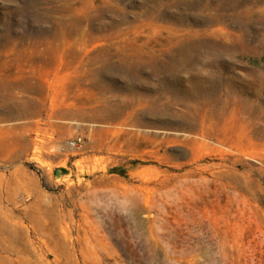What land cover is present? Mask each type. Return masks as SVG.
Listing matches in <instances>:
<instances>
[{"label": "rangeland", "instance_id": "obj_1", "mask_svg": "<svg viewBox=\"0 0 264 264\" xmlns=\"http://www.w3.org/2000/svg\"><path fill=\"white\" fill-rule=\"evenodd\" d=\"M0 264H264V0H0Z\"/></svg>", "mask_w": 264, "mask_h": 264}, {"label": "bare ground", "instance_id": "obj_2", "mask_svg": "<svg viewBox=\"0 0 264 264\" xmlns=\"http://www.w3.org/2000/svg\"><path fill=\"white\" fill-rule=\"evenodd\" d=\"M229 104V103H228ZM224 105V104H223ZM236 105V104H235ZM234 107V106H233ZM222 108V107H221ZM110 109V108H109ZM107 110V109H106ZM114 110V109H113ZM121 110V109H120ZM118 111V110H117ZM102 112V111H101ZM122 112V111H121ZM236 112V110H235ZM99 113V112H98ZM120 114V112H115V111H108V116H106L104 119H108V121H114V120H117L118 119V115ZM128 114V113H127ZM219 113H211L209 114V119H207L206 121H209V125L208 126H205L204 125V122L205 121V118L202 119V129L201 130H197V133L196 135L200 136V137H203L204 134H205V131L207 129H213V128H216V123H215V119H217V117L220 115H218ZM103 118V117H101ZM219 118V117H218ZM218 120V119H217ZM107 121V120H106ZM189 123V122H188ZM194 133V132H193ZM196 139V138H195ZM188 140V142H191V141H195L193 140L192 138L188 139V138H185L183 141H186Z\"/></svg>", "mask_w": 264, "mask_h": 264}]
</instances>
